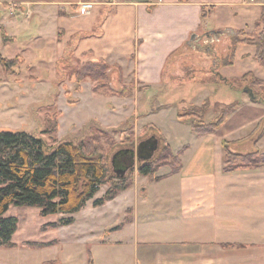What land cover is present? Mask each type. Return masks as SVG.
<instances>
[{
    "label": "rangeland",
    "instance_id": "1",
    "mask_svg": "<svg viewBox=\"0 0 264 264\" xmlns=\"http://www.w3.org/2000/svg\"><path fill=\"white\" fill-rule=\"evenodd\" d=\"M92 1L82 4L79 0H0V54L20 61L13 75H7L0 65V131L28 132L40 137L49 148L62 141L78 142L100 135L99 146L109 164L117 151L135 150L140 141L152 136L155 130L150 126H154L167 137L172 153L181 151V160L188 165L201 153L198 141L203 136L192 133L190 120L178 121L176 113H194L206 124L217 116L215 103L222 106L238 101V109L233 113L241 115L246 111L242 107L247 98L251 101L250 91L263 98L260 85L250 86V77L236 89L213 74L216 70L213 61L230 60L238 31L207 36L203 35L202 27L182 48L169 54L160 83L139 81L131 68L133 56L124 52L108 57L104 54L105 48L99 43V15L92 14L99 4ZM84 14L82 23L73 19ZM217 21L210 20V24ZM69 27L78 32L69 33ZM86 60L107 63L105 89L94 91L95 82L89 78L80 83L75 81L73 72ZM161 107L166 108L157 111ZM226 125L228 133L220 137L227 139L241 138L251 130L243 126L240 131L239 124L231 118ZM252 134L251 141L262 135L258 150L264 153V120ZM244 146L246 149L248 142ZM161 147L159 141L151 159L157 166L160 164L155 174L170 171L166 161L158 159ZM134 161V168L126 173L133 179L139 175L135 156ZM106 189L107 185L100 186L95 196L73 214V223L46 230L45 224L66 216L58 213L40 217L36 207L10 206L5 215L18 219L12 236L15 246L0 248V264H115L118 256L125 258V264H132L129 246L103 242L124 241L122 233L101 232L123 218L116 214L115 201L93 206V201ZM132 199L133 195L129 203ZM33 242L52 244L25 246Z\"/></svg>",
    "mask_w": 264,
    "mask_h": 264
},
{
    "label": "crops",
    "instance_id": "2",
    "mask_svg": "<svg viewBox=\"0 0 264 264\" xmlns=\"http://www.w3.org/2000/svg\"><path fill=\"white\" fill-rule=\"evenodd\" d=\"M79 1L90 4L92 0ZM94 3L99 4L92 14L99 15V43L105 48L104 54L108 57L124 52L133 56L130 61L134 76L155 85L161 82V71L169 54L182 48L202 27L203 35L207 36L250 31L260 17L264 0H94ZM78 16L73 19L85 21V14ZM210 20L218 23L211 25ZM67 31L78 32L72 27ZM231 48L230 60L223 62L220 58L217 65L213 61L214 75L231 80L251 73L264 82V66L255 59V48L244 44ZM249 101L247 98L242 107L244 113L229 115L225 124L200 137L201 153L188 165L182 162L180 171L155 174L162 176L159 180L138 175L128 189L110 200L118 204L116 214L123 218L111 228L102 227L101 232L122 233L124 241L103 242L129 246L132 264H264V165L223 170L226 148L235 153L260 148L262 135L252 141L249 138L264 120V106ZM230 118L239 124L240 131L243 126L251 130L241 138L220 137L228 133L229 127L225 128ZM160 135L169 143L163 133ZM247 142L249 146L244 149ZM118 258L115 264H125L124 257Z\"/></svg>",
    "mask_w": 264,
    "mask_h": 264
},
{
    "label": "trees",
    "instance_id": "3",
    "mask_svg": "<svg viewBox=\"0 0 264 264\" xmlns=\"http://www.w3.org/2000/svg\"><path fill=\"white\" fill-rule=\"evenodd\" d=\"M201 15L206 16L204 10L201 11ZM237 33L234 45L253 46L255 59L264 66V5L261 7L259 19L253 24V29L238 30ZM19 62L17 57L4 58L0 54V65L7 75L14 74ZM108 69L105 61L86 60L73 72V76L77 83L84 82L86 78L93 80L94 91H97L107 87ZM248 77L251 79L250 86L260 85L261 92L264 93V82L251 73L231 80L221 78L237 89L242 87V81ZM251 102L264 103V95L259 99L252 93ZM238 106V101L222 106L215 103L217 116L206 124L199 120L202 117L194 113H178L177 119L180 121L189 119L191 132L200 137L219 128ZM150 127L155 130L153 135L162 143L160 149L162 152L158 159H164L163 163L166 161L171 174L177 173L182 169L181 151L173 154L163 136L154 126ZM100 140V135H91L87 140L62 141L49 148L40 137L28 132L0 131V248L15 246L12 236L17 230L18 219L5 215L10 206L36 207L40 217L58 213L66 216L56 222L45 224L43 230H46L73 223V214L79 212L86 202L95 196L100 186L107 185V189L100 198L93 201L94 207L114 199L132 185L133 178L130 175L116 177L112 166L110 167L111 160L108 164L106 153L99 146ZM224 162L223 170L227 172L257 168L264 165V153H260L258 149L247 153H235L226 148ZM159 166L160 164L157 166L152 160L141 162L138 163L137 173L147 176L150 180H159L162 176H155ZM50 244L52 243L33 242L26 243L25 246L38 248Z\"/></svg>",
    "mask_w": 264,
    "mask_h": 264
},
{
    "label": "water",
    "instance_id": "4",
    "mask_svg": "<svg viewBox=\"0 0 264 264\" xmlns=\"http://www.w3.org/2000/svg\"><path fill=\"white\" fill-rule=\"evenodd\" d=\"M250 98H252V92H249ZM159 140L157 136L152 135L145 140L140 141L136 145V149H130V150H120L113 154L111 157V166L113 168V172L115 173L117 178L125 176L128 170H131L134 168V156L136 157L137 163L141 162H148L150 161L156 150L158 149ZM130 153V162L129 164L119 165L118 163V156L122 153Z\"/></svg>",
    "mask_w": 264,
    "mask_h": 264
},
{
    "label": "flooded vegetation",
    "instance_id": "5",
    "mask_svg": "<svg viewBox=\"0 0 264 264\" xmlns=\"http://www.w3.org/2000/svg\"><path fill=\"white\" fill-rule=\"evenodd\" d=\"M130 156H131V154L128 152V153H126V154H120L117 158H118V163H119V165L121 166V165H124V164H129V162H130Z\"/></svg>",
    "mask_w": 264,
    "mask_h": 264
}]
</instances>
